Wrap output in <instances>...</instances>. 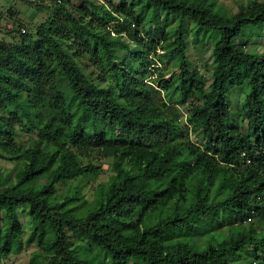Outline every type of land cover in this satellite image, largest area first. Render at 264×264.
Wrapping results in <instances>:
<instances>
[{"label": "trees", "instance_id": "1", "mask_svg": "<svg viewBox=\"0 0 264 264\" xmlns=\"http://www.w3.org/2000/svg\"><path fill=\"white\" fill-rule=\"evenodd\" d=\"M40 6L0 39V158L19 163L0 170V264L31 241L55 264H264V1ZM188 40L209 42L208 74ZM95 150L113 173L87 203Z\"/></svg>", "mask_w": 264, "mask_h": 264}, {"label": "rangeland", "instance_id": "2", "mask_svg": "<svg viewBox=\"0 0 264 264\" xmlns=\"http://www.w3.org/2000/svg\"><path fill=\"white\" fill-rule=\"evenodd\" d=\"M79 2V0H72ZM96 2L107 3V0H92ZM119 3L120 0H112ZM217 4L221 7L227 9L228 11H234L240 3H247L248 0H215ZM264 1V0H263ZM52 0H0V39L13 40L15 32H10L9 35L6 34L8 30H11V25L14 22L21 23L20 31L22 28L26 31H31L34 33V27L38 23L42 22L48 15L49 11L42 6L50 5ZM31 22L33 25L26 26L27 22ZM17 35V34H16ZM13 38V39H12ZM133 47V44L131 45ZM250 48L263 50L264 49V36L259 38V40L250 43ZM158 53L162 51L157 49ZM187 51L189 52L190 60L193 66H196L200 72L208 74L210 70V45L209 42H194L191 40L187 41ZM156 59V58H155ZM164 76L169 77L173 71L177 70V65L175 60L165 59L164 62L158 61L156 64ZM152 66V65H151ZM92 68V67H91ZM153 67L149 69L153 75L149 77L157 76V72L152 70ZM150 75V74H149ZM183 114L186 112L185 107L178 105ZM184 116V115H183ZM193 136V135H192ZM35 139V138H34ZM79 160L82 164L93 163L97 167L98 174L95 177H89L85 182L83 179L78 180V183L82 185L81 193L83 198L87 203L93 201L96 188L100 182H106L109 176L113 173L111 167L112 157H101L97 151H92L87 156H79ZM19 163L16 160L2 159L0 158V170L4 175L12 174L16 172ZM44 178H40V182H43ZM74 180L70 181L73 184ZM83 183V184H82ZM66 185L61 184L58 191H65ZM27 206L22 205L17 208L18 215L21 219L22 225L24 226L25 233L24 238L30 232V221L27 217L26 210ZM253 220V219H252ZM251 221V220H247ZM51 230V226L47 225L44 229V234L46 238ZM218 235V234H217ZM56 259H53L52 254L46 253L42 247L35 241H31L29 244H24L21 251L17 253H11L6 259L3 260L2 264H55Z\"/></svg>", "mask_w": 264, "mask_h": 264}, {"label": "built area", "instance_id": "3", "mask_svg": "<svg viewBox=\"0 0 264 264\" xmlns=\"http://www.w3.org/2000/svg\"><path fill=\"white\" fill-rule=\"evenodd\" d=\"M22 31H24V28H22ZM249 219V218H248Z\"/></svg>", "mask_w": 264, "mask_h": 264}]
</instances>
